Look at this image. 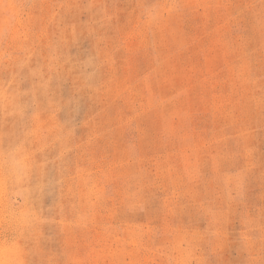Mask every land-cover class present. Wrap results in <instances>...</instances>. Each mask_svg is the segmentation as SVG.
Listing matches in <instances>:
<instances>
[{
  "label": "rangeland",
  "instance_id": "obj_1",
  "mask_svg": "<svg viewBox=\"0 0 264 264\" xmlns=\"http://www.w3.org/2000/svg\"><path fill=\"white\" fill-rule=\"evenodd\" d=\"M0 264H264V0H0Z\"/></svg>",
  "mask_w": 264,
  "mask_h": 264
}]
</instances>
